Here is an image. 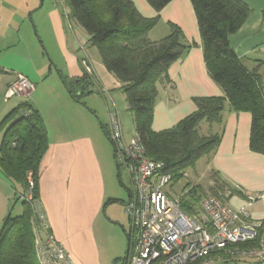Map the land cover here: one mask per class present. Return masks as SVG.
Instances as JSON below:
<instances>
[{
  "label": "crops",
  "instance_id": "crops-1",
  "mask_svg": "<svg viewBox=\"0 0 264 264\" xmlns=\"http://www.w3.org/2000/svg\"><path fill=\"white\" fill-rule=\"evenodd\" d=\"M15 1L0 0V123L24 102L22 99L32 103L47 135V149L37 173V202L50 232L76 264H125L130 229L128 217V224H124L128 190L125 199L117 184L113 145L101 128L103 125L106 129L109 111L116 109L124 136L135 133L120 83L106 70L98 53H89L84 30L73 23L66 26L56 4L50 0H18L21 14H17L11 11ZM242 1L251 13L228 40L248 69L259 64L264 85V0ZM132 2L141 15H158L161 28L168 22L178 25L184 42L194 44L168 66L171 82L158 84L151 127L161 131L195 110L194 97L220 96L223 90L205 68L190 0H171L159 12L146 0ZM39 3L40 7L51 4L48 19L33 15ZM152 29L149 39L156 40L159 36ZM83 59L88 61L91 73L84 69ZM17 72L28 77L34 89L27 97L16 96L9 101L12 98L6 99L4 93ZM84 73L93 91L101 96L96 107L88 99L84 105L73 100L65 86V79H78ZM250 121L249 112H234L226 104L220 123H200L202 135L220 133L215 150L201 157L202 171L209 178V187L213 183L211 173L216 172L236 190L225 194L223 201L229 207L245 206L249 219L260 221L264 219V202L262 207L256 205L259 202L250 206L245 203L249 195L264 193V157L249 149ZM11 122L0 127V144ZM0 179L6 180L1 172Z\"/></svg>",
  "mask_w": 264,
  "mask_h": 264
},
{
  "label": "trees",
  "instance_id": "trees-1",
  "mask_svg": "<svg viewBox=\"0 0 264 264\" xmlns=\"http://www.w3.org/2000/svg\"><path fill=\"white\" fill-rule=\"evenodd\" d=\"M146 1L159 12L171 0ZM64 2L68 7V18L85 31L88 45L97 49L106 70L120 83L127 110L132 115L135 134L147 156L163 162L165 171L172 174L174 181L184 175L186 168L195 166L197 160L215 150L220 133L202 135L199 125L202 121L220 123L226 104L234 112L250 113L249 149L264 157V85L259 64L248 69L228 40L229 35L235 33L251 13L245 2L190 0L205 68L210 78L223 90V95L194 97L195 110L161 131H154L151 127L158 84L171 82L167 74L168 66L182 58L194 44H186L181 28L171 22L167 23L169 30L165 36L158 40L149 39L148 33L157 24L159 16L141 15L132 0ZM64 82L73 100L84 105L80 97L93 91L88 75L84 73L78 79H65ZM9 121L12 122L0 144V172L8 182L19 184L23 192L27 188V173L31 172L34 182L32 194L37 199V173L47 149L45 125L29 101L13 108L3 118L0 127ZM101 128L108 138L107 127L105 129L101 125ZM115 165L119 177L116 161ZM210 177L213 181L209 187L211 195L221 199L224 187L228 189V194L236 192L216 172H212ZM190 203L183 198L181 204L189 209ZM22 204V214L7 216L3 221L0 264H38L34 251L32 208L23 200ZM259 222L254 245L264 239V219Z\"/></svg>",
  "mask_w": 264,
  "mask_h": 264
},
{
  "label": "built area",
  "instance_id": "built-area-1",
  "mask_svg": "<svg viewBox=\"0 0 264 264\" xmlns=\"http://www.w3.org/2000/svg\"><path fill=\"white\" fill-rule=\"evenodd\" d=\"M82 64L91 73L88 61L83 59ZM33 89V82L17 72L4 97H27ZM107 134L116 164L131 184L124 202L130 226L125 264H264V239L253 244L260 222L249 219L245 206L234 209L208 194L197 208L185 209L182 198L168 190L174 181L172 174L165 171L163 162L147 156L136 134L124 136L116 109L109 111ZM26 179L27 188L19 198L32 208L38 264H76L50 232L34 200L31 172ZM257 202H264V193L249 195L245 203Z\"/></svg>",
  "mask_w": 264,
  "mask_h": 264
},
{
  "label": "rangeland",
  "instance_id": "rangeland-1",
  "mask_svg": "<svg viewBox=\"0 0 264 264\" xmlns=\"http://www.w3.org/2000/svg\"><path fill=\"white\" fill-rule=\"evenodd\" d=\"M51 4H56V8H58V12L61 13V15H63L64 21L66 26L69 28L72 23L73 25H75L76 27H79V29H81V31H83L82 28H80V26L72 19H69L67 14H68V7L66 6L64 0H50ZM16 2V7L15 9H11L12 12H15L17 14H21L20 11H18L17 5L19 3V1H15ZM40 4L37 6V10L33 11V15H35V17L40 16V17H45V18H49L46 17V15H48V13L50 12V3H45L42 5V7H40ZM72 21V22H71ZM161 23V22H159ZM168 26L167 24H165V27L161 28L160 24H156L153 29H152V33L154 31H156V36L157 37L156 40L162 38L163 36H165L168 33ZM32 31H33V35L35 37V39H37L36 36V27L34 26V23L32 24ZM83 33H85L83 31ZM149 37V35H148ZM86 48L88 49L89 53H98L97 49L95 47H91L89 45L86 46ZM93 90V89H92ZM14 96L12 99H10L9 101H13L15 100ZM99 97L101 99V96L97 95V93L95 91L90 92L89 94H85L84 96L80 97V100L82 103H84L87 99L90 101V104H92L93 106L96 107V105L99 103L98 98ZM102 100V99H101ZM22 101H25L24 99H22ZM128 112V111H127ZM130 113V112H129ZM203 132V126L200 128V133ZM135 135V133H130V135H126V137L128 138L129 136H133ZM203 158H200L195 166L193 167H188L185 169L184 171V175H182L180 178H178L176 181L173 182L172 187H170L168 190L171 193V195H173L174 197H181L182 200L183 198L187 199L189 202H191L189 205H191V207L193 208H197L199 205V202L201 200L202 197L208 195L209 192V178L207 176V174H204L203 171ZM119 177H117V181L121 188V196L124 197L125 199L127 198V189H129L131 187L129 178L127 173L125 172V170L123 168H119ZM119 178V180H118ZM120 181V182H119ZM121 183V184H120ZM228 189L224 187V195L221 194V200H223L225 198V194H228ZM24 192L21 189L20 185L17 183H11L8 182L4 179H0V231L1 228L3 226V221L6 219L7 216L10 217H15L18 216L20 214H22L23 211V204H22V199L19 198L20 195H22ZM169 193V194H170ZM123 198V199H124ZM34 200L37 201V199L34 198ZM227 204V203H226ZM230 205V204H229ZM258 207H262L263 206V202H259L256 204ZM231 206V205H230ZM127 214L125 215V225L128 224V219H127ZM123 254H125L123 252ZM121 256H124V255ZM219 264V263H216ZM246 264H254L251 262H248Z\"/></svg>",
  "mask_w": 264,
  "mask_h": 264
}]
</instances>
